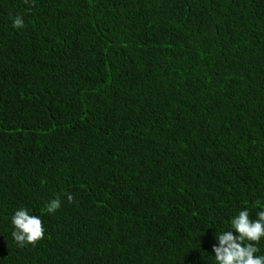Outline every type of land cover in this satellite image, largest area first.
Returning a JSON list of instances; mask_svg holds the SVG:
<instances>
[{"label":"trees","instance_id":"1","mask_svg":"<svg viewBox=\"0 0 264 264\" xmlns=\"http://www.w3.org/2000/svg\"><path fill=\"white\" fill-rule=\"evenodd\" d=\"M245 209L264 210V0H0V264H216Z\"/></svg>","mask_w":264,"mask_h":264},{"label":"clouds","instance_id":"2","mask_svg":"<svg viewBox=\"0 0 264 264\" xmlns=\"http://www.w3.org/2000/svg\"><path fill=\"white\" fill-rule=\"evenodd\" d=\"M25 4L29 0H24ZM13 28L24 26L22 16H16L12 23ZM69 203L74 202L72 194H65ZM61 206L59 197L46 205V212L54 213ZM14 227L12 237L19 247L33 246L43 239V222L39 216L30 215L28 210L20 208L11 218ZM235 233V234H234ZM264 238V210L257 212V218L251 219L249 212L241 210L230 221L229 230L216 236L217 244L212 246L216 264H264V255L259 252L257 245Z\"/></svg>","mask_w":264,"mask_h":264}]
</instances>
